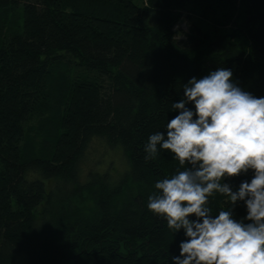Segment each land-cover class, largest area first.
Wrapping results in <instances>:
<instances>
[{
  "label": "trees",
  "instance_id": "trees-1",
  "mask_svg": "<svg viewBox=\"0 0 264 264\" xmlns=\"http://www.w3.org/2000/svg\"><path fill=\"white\" fill-rule=\"evenodd\" d=\"M205 1L244 7L242 27L177 34L181 10L204 0H0V264H174L185 232L147 203L179 164L164 150L146 162L149 136L166 135L192 77L229 69L264 97V0ZM94 139L122 149L117 180L81 182ZM208 206L231 207L219 193ZM231 210L247 215L243 201Z\"/></svg>",
  "mask_w": 264,
  "mask_h": 264
},
{
  "label": "clouds",
  "instance_id": "clouds-1",
  "mask_svg": "<svg viewBox=\"0 0 264 264\" xmlns=\"http://www.w3.org/2000/svg\"><path fill=\"white\" fill-rule=\"evenodd\" d=\"M232 76L219 68L189 79L184 98L171 106L179 114L167 122L166 135L158 131L144 146L146 162L164 150L179 164L155 183L147 203L174 233L185 232L174 264H264V97L241 89ZM249 170L253 177L238 191L223 183ZM216 193L231 207L214 217L208 205ZM239 201L247 215L237 221L231 208Z\"/></svg>",
  "mask_w": 264,
  "mask_h": 264
},
{
  "label": "rangeland",
  "instance_id": "rangeland-1",
  "mask_svg": "<svg viewBox=\"0 0 264 264\" xmlns=\"http://www.w3.org/2000/svg\"><path fill=\"white\" fill-rule=\"evenodd\" d=\"M236 6L237 8H233L225 15L220 9L209 6L205 0L201 6L189 4L186 10H181L183 16L176 29L177 34L189 32L195 25L202 31L215 34L218 22L220 25L224 24V30L230 32L233 28L242 27L240 24L246 17L245 10L238 4ZM127 169L128 163L120 147H111L102 139H94L79 168V176L83 183L87 182L92 173L107 174L109 179L117 180L120 173ZM48 186L56 188L57 183L48 181Z\"/></svg>",
  "mask_w": 264,
  "mask_h": 264
}]
</instances>
